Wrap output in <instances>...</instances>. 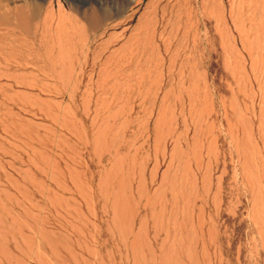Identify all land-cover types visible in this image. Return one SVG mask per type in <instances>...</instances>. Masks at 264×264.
<instances>
[{
    "label": "rangeland",
    "instance_id": "obj_1",
    "mask_svg": "<svg viewBox=\"0 0 264 264\" xmlns=\"http://www.w3.org/2000/svg\"><path fill=\"white\" fill-rule=\"evenodd\" d=\"M262 138L264 0H0V264H264Z\"/></svg>",
    "mask_w": 264,
    "mask_h": 264
},
{
    "label": "bare ground",
    "instance_id": "obj_2",
    "mask_svg": "<svg viewBox=\"0 0 264 264\" xmlns=\"http://www.w3.org/2000/svg\"><path fill=\"white\" fill-rule=\"evenodd\" d=\"M262 140H263V144H264V139L262 138ZM264 148V147H263ZM76 263V262H75Z\"/></svg>",
    "mask_w": 264,
    "mask_h": 264
}]
</instances>
